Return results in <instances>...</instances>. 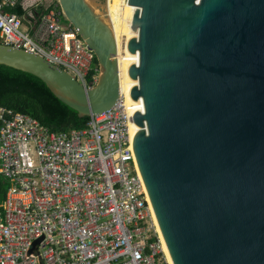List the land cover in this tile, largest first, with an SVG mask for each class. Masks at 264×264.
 Here are the masks:
<instances>
[{
	"label": "water",
	"instance_id": "1",
	"mask_svg": "<svg viewBox=\"0 0 264 264\" xmlns=\"http://www.w3.org/2000/svg\"><path fill=\"white\" fill-rule=\"evenodd\" d=\"M57 1L95 53V85L2 44L0 66L40 80L80 120L104 114L122 95L108 0ZM127 3L133 146L171 264H264V0Z\"/></svg>",
	"mask_w": 264,
	"mask_h": 264
},
{
	"label": "built area",
	"instance_id": "2",
	"mask_svg": "<svg viewBox=\"0 0 264 264\" xmlns=\"http://www.w3.org/2000/svg\"><path fill=\"white\" fill-rule=\"evenodd\" d=\"M18 3L0 0V44L92 88L95 53L59 2L37 0L24 17L8 11ZM133 141L122 95L84 129L61 133L0 106V264H168Z\"/></svg>",
	"mask_w": 264,
	"mask_h": 264
},
{
	"label": "trees",
	"instance_id": "3",
	"mask_svg": "<svg viewBox=\"0 0 264 264\" xmlns=\"http://www.w3.org/2000/svg\"><path fill=\"white\" fill-rule=\"evenodd\" d=\"M30 10H23L18 3L8 11L21 17ZM0 106L29 116L57 133L82 130L88 122V119H78L77 114L54 97L40 80L5 66H0Z\"/></svg>",
	"mask_w": 264,
	"mask_h": 264
},
{
	"label": "bare ground",
	"instance_id": "4",
	"mask_svg": "<svg viewBox=\"0 0 264 264\" xmlns=\"http://www.w3.org/2000/svg\"><path fill=\"white\" fill-rule=\"evenodd\" d=\"M120 2L121 0H108V8H107V12H108V19L110 20V23L112 24V29L114 32V35L116 37L117 40V45H118V63H119V73H120V85H121V94L122 96H124L128 102V96H127V86H126V81L124 78V69H123V55H122V44H123V35L118 39L117 37V27H118V23H119V19H120V13H121V8H120ZM127 7H128V3L126 0V4H125V16L123 18V25L126 23V18H127ZM110 24V25H111ZM124 29V28H123ZM131 137L133 138V134H132V128H131ZM157 233L159 234L158 230ZM159 238L162 239V237ZM163 241V239H162ZM163 249L165 252V256L167 259L168 264H171L164 242H163Z\"/></svg>",
	"mask_w": 264,
	"mask_h": 264
},
{
	"label": "rangeland",
	"instance_id": "5",
	"mask_svg": "<svg viewBox=\"0 0 264 264\" xmlns=\"http://www.w3.org/2000/svg\"><path fill=\"white\" fill-rule=\"evenodd\" d=\"M103 6H105V4L107 3L106 0H102ZM125 4H126V0H121L120 2V8H121V13H120V19H119V23H118V27H117V37L118 39L123 35V18L125 16ZM99 12L106 17V11L104 10V8H99Z\"/></svg>",
	"mask_w": 264,
	"mask_h": 264
},
{
	"label": "crops",
	"instance_id": "6",
	"mask_svg": "<svg viewBox=\"0 0 264 264\" xmlns=\"http://www.w3.org/2000/svg\"><path fill=\"white\" fill-rule=\"evenodd\" d=\"M37 0H20L21 6L23 10H29V8L32 6V3ZM44 3V8H48L53 0H41ZM28 11L26 12V14ZM25 14V15H26ZM25 15L21 16L24 17Z\"/></svg>",
	"mask_w": 264,
	"mask_h": 264
}]
</instances>
